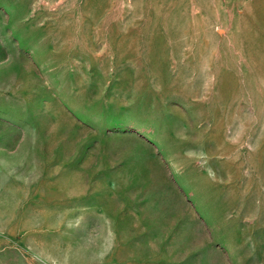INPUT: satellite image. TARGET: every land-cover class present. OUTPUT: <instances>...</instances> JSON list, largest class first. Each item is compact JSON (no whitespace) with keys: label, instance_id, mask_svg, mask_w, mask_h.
<instances>
[{"label":"rangeland","instance_id":"obj_1","mask_svg":"<svg viewBox=\"0 0 264 264\" xmlns=\"http://www.w3.org/2000/svg\"><path fill=\"white\" fill-rule=\"evenodd\" d=\"M0 264H264V0H0Z\"/></svg>","mask_w":264,"mask_h":264}]
</instances>
